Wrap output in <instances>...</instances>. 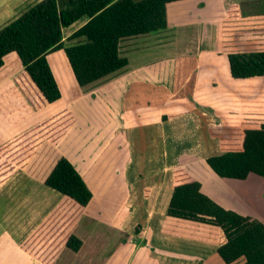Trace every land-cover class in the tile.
<instances>
[{
    "label": "crops",
    "instance_id": "1",
    "mask_svg": "<svg viewBox=\"0 0 264 264\" xmlns=\"http://www.w3.org/2000/svg\"><path fill=\"white\" fill-rule=\"evenodd\" d=\"M39 1L0 0V28ZM166 18L163 30L121 39L127 64L83 87L64 50L50 52L61 93L54 102L37 92L15 52L4 56L0 264H44L30 244L38 235L51 241L73 206L45 184L61 156L92 197L70 228L80 248L61 247L52 264H243L218 255V226L166 211L173 187L197 180L222 207L264 221L248 203L260 200L256 180L264 178H222L206 162L264 123V76L234 78L228 63L229 53L264 51V0H178ZM86 20L62 28L63 39ZM236 180L256 185L255 196ZM113 233L134 243H101Z\"/></svg>",
    "mask_w": 264,
    "mask_h": 264
},
{
    "label": "trees",
    "instance_id": "2",
    "mask_svg": "<svg viewBox=\"0 0 264 264\" xmlns=\"http://www.w3.org/2000/svg\"><path fill=\"white\" fill-rule=\"evenodd\" d=\"M174 1L178 0H40L0 28V67L4 56L15 52L37 92L47 102H54L61 93L47 60L50 52L63 49L77 84L86 86L127 64L119 53L121 39L165 29L166 5ZM82 17L86 22L65 43L62 28ZM228 63L234 78L264 76V51L229 53ZM206 162L222 178L245 179L250 173L264 178V123L244 129L238 149L211 155ZM45 184L73 203L69 217L61 218L64 225L51 241L43 244L38 235L30 244L33 256L52 264L61 247L80 248L82 241L70 228L92 193L64 156L57 160ZM166 214L218 226L225 240L217 253L224 262L243 258V264H264V223L222 207L201 192L197 180L173 187Z\"/></svg>",
    "mask_w": 264,
    "mask_h": 264
},
{
    "label": "rangeland",
    "instance_id": "3",
    "mask_svg": "<svg viewBox=\"0 0 264 264\" xmlns=\"http://www.w3.org/2000/svg\"><path fill=\"white\" fill-rule=\"evenodd\" d=\"M66 31L67 30H65L64 36H66ZM64 41H65V43H68L67 37L64 38ZM249 177H258V176L255 174H250L246 178V180H248ZM246 180H236V186L244 189V192H245V195L247 198H248V196L254 197L257 186L256 185H248V184L244 183V181H246ZM262 180H263V178H262ZM256 181H258L260 184L259 186H261L259 189L260 190L259 191V199L261 201L260 200H254V201L250 200L251 202L248 201V203L251 204L256 209L259 208L258 212L263 217V220H264V204H263V202H264V182H261L259 179ZM113 232H115V231H113ZM103 237H100V239H101L100 241L102 244H107L108 242H110V244L116 245V244L122 243V241H127V243H130V244L134 243V241H132L130 239L128 240L127 236H120V235H116L115 233H113L112 235H109L107 237H105V236H103Z\"/></svg>",
    "mask_w": 264,
    "mask_h": 264
}]
</instances>
